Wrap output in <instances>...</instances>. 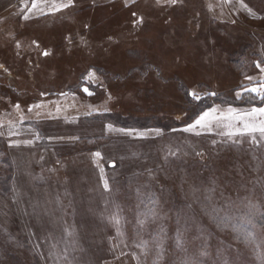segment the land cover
Returning a JSON list of instances; mask_svg holds the SVG:
<instances>
[{"label":"rangeland","instance_id":"rangeland-1","mask_svg":"<svg viewBox=\"0 0 264 264\" xmlns=\"http://www.w3.org/2000/svg\"><path fill=\"white\" fill-rule=\"evenodd\" d=\"M35 5L0 0V264H264V135L184 131L264 108V0Z\"/></svg>","mask_w":264,"mask_h":264},{"label":"snow or ice","instance_id":"snow-or-ice-1","mask_svg":"<svg viewBox=\"0 0 264 264\" xmlns=\"http://www.w3.org/2000/svg\"><path fill=\"white\" fill-rule=\"evenodd\" d=\"M160 0H157V3H159ZM170 3L172 4H175L176 3V0H169ZM71 3V0H69V4ZM35 0H33V7H35ZM64 7H67L68 5H63ZM27 18V17H25ZM252 91H256V89H252ZM192 97L194 100H199L200 97L198 95H196L195 93H191ZM18 107V106H17ZM31 110V109H30ZM217 111V109L213 108L211 109L210 111H207V112H203L202 114H200L194 121V123L192 124H189L185 129L184 131L186 132H191V131H194L197 127H200V128H208L209 127V124H210V117L214 120H240L241 123L243 124V130L244 131H247V132H256V131H259L262 135H264V121H261V126L259 127H256L254 124H250L249 122H247L246 120L243 119V117H254L256 114H259L261 116H264V108H253L251 110V112H247V113H243V114H235V110L234 109H231L229 108L228 109V113L229 115L228 116H222V117H216L214 114L215 112ZM226 127H229L231 128L233 125L231 123H228L227 125H225ZM240 133V129H237V134ZM199 134V133H197ZM234 133H232L231 131L230 132H227L226 135H228L229 137H231ZM30 143V142H29ZM96 156H99L100 154L99 153H95ZM104 188L105 190L108 189V183L107 181L104 182ZM211 191V190H209ZM206 199H210V197H206ZM153 205H155V201H152ZM228 205L226 204L225 207H227ZM221 209L220 208H216V207H212L211 208V213H212V218L214 221L216 220H219L221 222H227L228 220H230L231 218L228 217L227 215L221 217L219 216V213H220ZM142 215L145 216V218H148V217H155L156 216V211H155V208H149L146 212L142 213ZM111 221L114 222L116 225H119L120 224V218L117 216V215H113L111 218ZM244 218L241 217V220H243ZM146 222L145 219H140L138 221V223L140 225H144ZM250 223V221H248ZM219 226V225H218ZM246 227V224H240L239 226L237 225H233V231L237 232V233H240L241 232V229L242 228H245ZM67 231V229H66ZM68 235H72L71 232H68ZM117 235H122V233L120 232V229L119 227L117 228ZM239 238V236L237 237ZM252 238V233L251 232H248L246 233L245 235V239L248 240ZM146 241H142L140 245H137V247H142L144 245H146ZM182 245H181V240H180V234L179 232L177 233V238H176V247L177 248H180ZM159 247V246H158ZM201 256H206L207 253L202 251L200 253ZM160 258L159 254H158V259ZM153 264H156V262L154 261ZM182 264H187V261L185 262H182ZM199 264H203V262H199Z\"/></svg>","mask_w":264,"mask_h":264}]
</instances>
